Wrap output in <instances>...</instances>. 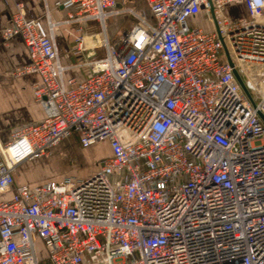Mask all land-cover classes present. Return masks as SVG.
<instances>
[{
  "label": "built area",
  "instance_id": "obj_1",
  "mask_svg": "<svg viewBox=\"0 0 264 264\" xmlns=\"http://www.w3.org/2000/svg\"><path fill=\"white\" fill-rule=\"evenodd\" d=\"M146 2L152 21L117 0L57 1L67 17L46 26L16 4L2 37L27 46L16 72L39 74L45 116L0 145V194L14 190L0 200V264H264V0ZM235 2L245 19L223 15ZM201 10L213 31L188 23ZM121 13L133 25L110 40ZM63 25L75 28L68 65ZM71 137L111 155L86 177L15 184L18 165Z\"/></svg>",
  "mask_w": 264,
  "mask_h": 264
},
{
  "label": "crops",
  "instance_id": "obj_2",
  "mask_svg": "<svg viewBox=\"0 0 264 264\" xmlns=\"http://www.w3.org/2000/svg\"><path fill=\"white\" fill-rule=\"evenodd\" d=\"M57 1L63 2L65 0H0V145H3L10 140L11 132L16 127L24 124L37 123L41 121L45 116V112L42 106L35 100L33 94V86L41 82L39 74L36 72L18 74L16 72L17 69L25 67L30 63L27 46L20 36H14L10 40L5 41L2 37L3 29L10 25L11 17L15 10L16 4L22 5L24 13L27 17L39 19L45 26L47 24V14H49V17L55 21H62L66 19L69 9L63 6H56ZM117 1L119 7H130L140 13L148 21H152V17L146 0ZM139 4H142L144 6V11L140 9ZM235 6H242L245 8L244 4L241 2L227 4L223 8V15L225 16V11L227 9L233 8ZM202 16H206V19L208 20L210 26V29L204 30L207 32L213 31L215 29V25L212 21V15L206 10H201L195 16L190 17L188 19V23L191 26L197 27L192 23L200 19ZM121 17H129V15L127 13H121L119 15L109 17L107 26L111 18L117 19ZM133 22L134 20L132 19L131 25H133ZM70 27L72 26L63 25L58 27L55 31V41L58 49L59 60L63 65H68L71 62L70 53L73 38L70 35ZM86 39L89 43H91L89 37H87ZM96 39L98 43L99 37H97ZM65 76L67 78L74 77L77 81H81L85 77V71L83 69H72L67 71L65 73ZM70 139H72V137ZM102 143L108 146L107 156L95 161L94 170L78 177H86L92 174L99 168L100 161L111 155V150L108 142L102 141ZM93 146L82 148L78 145V148L81 152H85L90 151V148H92ZM55 147L56 146H54L51 151ZM47 156L37 159H44ZM61 178L56 177L48 181L59 180ZM14 179L15 184L17 185L25 184L34 186L42 184L26 183L22 176L20 165H18L14 170ZM13 192L14 190L10 189L5 193H1L0 200L9 199L12 196Z\"/></svg>",
  "mask_w": 264,
  "mask_h": 264
},
{
  "label": "rangeland",
  "instance_id": "obj_3",
  "mask_svg": "<svg viewBox=\"0 0 264 264\" xmlns=\"http://www.w3.org/2000/svg\"><path fill=\"white\" fill-rule=\"evenodd\" d=\"M140 5V9L144 11V6ZM225 16L231 21L243 20L247 17L244 7L235 6L225 11ZM108 22V21H107ZM132 17L111 18L107 26V34L110 40H113L120 33L131 28ZM193 25L202 28L203 30L210 29L209 22L206 16L194 21ZM74 27H70V35L73 38L72 46L74 45ZM99 31V27L93 28ZM101 36V34H99ZM99 55H103V48H97ZM232 55V53H231ZM108 146L98 143L90 148V151L81 152L78 148L75 138L66 139L59 142L56 147L50 151L44 159H27L20 164L22 176L26 183H44L56 177L65 176H83L87 172L94 170L96 160L107 156ZM37 255L40 260L45 259L46 255L44 248L37 245Z\"/></svg>",
  "mask_w": 264,
  "mask_h": 264
},
{
  "label": "water",
  "instance_id": "obj_4",
  "mask_svg": "<svg viewBox=\"0 0 264 264\" xmlns=\"http://www.w3.org/2000/svg\"><path fill=\"white\" fill-rule=\"evenodd\" d=\"M228 61H229V63L230 64H232L231 63V61H230V59H228ZM234 72V74H235V76H236V78L238 79V81H239V83H240V85H241V87L243 88V90L247 93V90L245 89V87H244V85H243V83H242V81H241V79H240V77H239V75L236 73V71L234 70L233 71ZM261 116V119L263 120V122H264V116L263 115H260Z\"/></svg>",
  "mask_w": 264,
  "mask_h": 264
},
{
  "label": "bare ground",
  "instance_id": "obj_5",
  "mask_svg": "<svg viewBox=\"0 0 264 264\" xmlns=\"http://www.w3.org/2000/svg\"><path fill=\"white\" fill-rule=\"evenodd\" d=\"M99 41V40H98Z\"/></svg>",
  "mask_w": 264,
  "mask_h": 264
}]
</instances>
